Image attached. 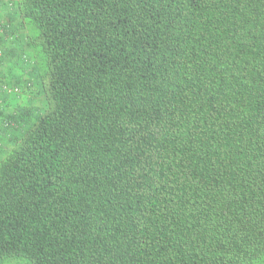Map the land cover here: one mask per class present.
I'll return each instance as SVG.
<instances>
[{
	"label": "trees",
	"instance_id": "1",
	"mask_svg": "<svg viewBox=\"0 0 264 264\" xmlns=\"http://www.w3.org/2000/svg\"><path fill=\"white\" fill-rule=\"evenodd\" d=\"M10 6L47 106L0 161V259L264 264V0Z\"/></svg>",
	"mask_w": 264,
	"mask_h": 264
},
{
	"label": "rangeland",
	"instance_id": "2",
	"mask_svg": "<svg viewBox=\"0 0 264 264\" xmlns=\"http://www.w3.org/2000/svg\"><path fill=\"white\" fill-rule=\"evenodd\" d=\"M26 26H23V28ZM27 29V28H26ZM29 79L33 78V72L29 68ZM33 89L27 95V90L17 96H7L6 104L0 108V116H9L14 121V126L2 127L0 126V132L3 136H0V161L3 158L7 149L11 146V139L16 134H20L21 131L27 129V127L36 119V117L42 113L46 106V99L41 92L39 85L34 81ZM4 102L5 99L2 98ZM3 128V129H2ZM0 264H28L27 260L18 257H9L0 259Z\"/></svg>",
	"mask_w": 264,
	"mask_h": 264
},
{
	"label": "crops",
	"instance_id": "3",
	"mask_svg": "<svg viewBox=\"0 0 264 264\" xmlns=\"http://www.w3.org/2000/svg\"><path fill=\"white\" fill-rule=\"evenodd\" d=\"M2 19L10 22L11 30L18 33L19 38L17 39L15 44L10 42H3V44H5L3 45V48H5V54L0 61V81L4 80L12 83L17 82L22 87V90H27L26 94L29 95V92L33 89V87L27 88L26 82L29 80V68L31 69V67L33 66L34 59L32 49L27 40V27L23 28V26L25 25L21 24L20 19H18L16 14L13 13V11L11 10V6L8 4L7 0H0V20ZM20 54L26 55L28 61L20 60ZM8 97H6V95L0 94V101L2 102V98H4V104H6ZM0 136H3L1 132Z\"/></svg>",
	"mask_w": 264,
	"mask_h": 264
},
{
	"label": "built area",
	"instance_id": "4",
	"mask_svg": "<svg viewBox=\"0 0 264 264\" xmlns=\"http://www.w3.org/2000/svg\"><path fill=\"white\" fill-rule=\"evenodd\" d=\"M8 4H12V0H7ZM19 38L18 33L11 30V24L9 21L6 20H0V61L3 57L4 50L3 48L5 44L3 42H10L15 44L17 39ZM12 44V45H13ZM23 60L28 61V58L26 55H22ZM32 79H29L26 82V87L30 88L32 86ZM22 92V87L17 82H8V81H0V94L7 95V96H17ZM0 106L4 105V102L0 101Z\"/></svg>",
	"mask_w": 264,
	"mask_h": 264
}]
</instances>
